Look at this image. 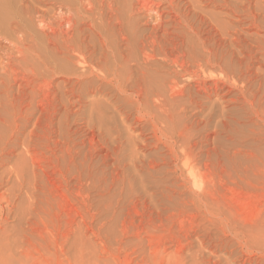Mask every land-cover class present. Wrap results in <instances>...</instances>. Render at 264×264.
Returning <instances> with one entry per match:
<instances>
[{
    "label": "rangeland",
    "instance_id": "1",
    "mask_svg": "<svg viewBox=\"0 0 264 264\" xmlns=\"http://www.w3.org/2000/svg\"><path fill=\"white\" fill-rule=\"evenodd\" d=\"M166 1L164 19L138 15L137 26L122 33L117 26L108 39L132 42L131 84L141 76L138 59L158 42L155 61L191 62L206 87L224 96L207 100L196 87L179 102L174 136L191 152L187 168L173 158V141L157 139L138 114L145 108L107 82L80 78L75 55L52 53L53 8L0 9V264H264V0L252 3L255 12L263 4L255 29H247L252 18L206 0L201 9L176 0V10ZM67 12L77 19L76 8L59 13ZM228 23L245 37L226 34ZM91 35H82V53L101 64ZM198 62L204 69L193 67Z\"/></svg>",
    "mask_w": 264,
    "mask_h": 264
},
{
    "label": "bare ground",
    "instance_id": "2",
    "mask_svg": "<svg viewBox=\"0 0 264 264\" xmlns=\"http://www.w3.org/2000/svg\"><path fill=\"white\" fill-rule=\"evenodd\" d=\"M81 1L82 0H0V9L2 10L1 13H3L5 10L4 9H41L43 7H50L53 8L52 12H51V16H49L50 18V28H51V33L50 36L51 37V44L53 47L52 53L53 54H62V55H66L65 57H69L72 58V55H75V59H70V61H72L73 63H76L77 66L81 67V72L82 73L80 76V78H85V77H92L96 78V80H100L103 82H107L109 83L112 87L114 86L115 88H117L119 90V92L121 93H125V95L127 96L126 98L132 103L133 107L136 109H139L141 107L145 108V111L143 113L138 112V114L141 115V117L143 116L145 118V120H150L151 122V132L153 130L152 133H154L153 135H155V137L157 139H159L161 142H165L168 143L171 142L169 139H171L173 142V144L168 143L170 146H168L169 148H171V152L173 153L172 156L173 158H175L176 161H181L182 165L184 168L187 167H191L194 163L192 162L193 160L188 158V156L190 155L189 153L191 152H187L184 149H186L185 147V142L182 143V141H179L180 144H178V149H179V145L182 148V152H180V154H178V152L175 150V143L178 142L176 139H178L176 136V129H177V124H178V120H179V116L177 113L178 107H179V102L182 100H184L183 97H185V94L187 96V93L191 92V90H195L193 88H196L201 92L204 93L207 96V100H209L210 98H212L213 96H216L219 98L220 102H222V100L224 99V96H220L218 95V91L217 89H213V88H207L206 87V83L204 81H206V78L203 79V76L201 78L200 75H197L198 72H196L195 70H192V65L190 67V64H192L190 61V64L188 63L187 65L184 64V62L182 60H180L181 58L173 56L171 53L174 51H171V55L173 57H169L170 59L173 58L170 63H166L167 66L162 63V59L161 62L159 63L158 61H155L156 57L154 54V51H156L159 46L157 45V40L155 42H151L150 45V53L147 52H142L144 54H142L141 56L143 57L142 60L139 58V56H137L139 66L138 64L136 66L139 67V71L141 76L140 78H137V83L133 80V82H135L136 84H131V78L132 76H135V71L132 70L131 66L132 63L136 60V58H134L131 52H135L134 50V46L132 44V42H130L128 39H126V37L124 38L125 41L123 42H119L117 39L116 41H111L108 39V32H110L113 28H116L118 26V29H120V33L125 32L127 28L131 27L132 25L137 26L136 24H138V18L136 19V17L138 15H142V14H152L154 13L159 14L158 16L161 17V13L162 12V5H161V0L160 3L155 4L154 2H157L156 0L152 3L150 0H88L89 1V5H90V9H83L84 7H81ZM169 1L170 5L167 3ZM187 1V0H185ZM208 3L214 5L215 7H220L219 9H226L228 15H238V16H246L249 18H252L251 20V26H249V28H256L258 27V19L257 20V15L261 13L260 11V7L259 6V12H255L256 10H252L253 6L252 3H254L255 1H259V0H206ZM204 1V2H206ZM83 2V1H82ZM86 2V0H85ZM206 2V3H207ZM163 3V0H162ZM166 3L170 6V9H181L180 4H181V0H180V4L177 3L176 0H167ZM189 3V7L192 9H201L200 7H203V1L202 0H188ZM259 3V2H257ZM264 3V1H263ZM166 4V5H167ZM256 4V3H255ZM254 4V5H255ZM187 4H184V6ZM202 5V6H201ZM211 5V6H212ZM259 5V4H258ZM199 6V7H198ZM256 6V5H255ZM264 6V5H263ZM76 8L77 12L75 13V15L77 16V19H75L73 16L74 14H70L69 12H67L69 15L68 16H63L61 15L62 11L64 9H72V8ZM127 7H130L129 9H127ZM166 8V6H164ZM183 7V6H182ZM208 7V6H207ZM164 8V9H165ZM188 8V7H187ZM257 8V7H256ZM264 8V7H263ZM83 9V10H82ZM119 9H122L119 11ZM127 9V17L126 19V23L125 24V20L122 19V12L124 13L123 10ZM185 9V7H184ZM262 9V8H261ZM8 10V11H9ZM43 10V9H42ZM41 10V13H42ZM166 10V9H165ZM7 11V12H8ZM12 11V10H11ZM10 11V12H11ZM23 11V10H22ZM25 11V10H24ZM27 11V10H26ZM40 11V10H39ZM47 11V10H46ZM51 11V10H50ZM49 11V12H50ZM67 11V10H66ZM70 11V10H69ZM178 11V10H177ZM176 11V12H177ZM181 11V10H180ZM224 11V12H226ZM14 12V11H12ZM30 12V10H29ZM37 12V11H36ZM44 12V11H43ZM61 14H60V13ZM73 12V11H71ZM166 12V11H164ZM167 12H168V8H167ZM263 12V11H262ZM0 13V14H1ZM5 13V12H4ZM17 13V12H16ZM24 13V12H23ZM39 13V12H38ZM65 13V12H64ZM172 13V12H170ZM169 13V14H170ZM184 13V12H183ZM28 14V13H27ZM37 14V13H35ZM44 13H42V15H40L38 18L42 19V21L40 20V22L42 24H44V18L47 17L45 15H43ZM122 14V15H121ZM124 14V15H125ZM146 14V15H147ZM164 14V13H163ZM167 14V13H166ZM165 14V15H166ZM168 14V15H169ZM173 14V13H172ZM171 14V15H172ZM180 14V13H179ZM187 14V13H186ZM5 15V14H4ZM10 15V14H9ZM12 15V14H11ZM47 15V14H46ZM125 15V16H126ZM174 15V14H173ZM177 15V13H176ZM261 15V14H260ZM264 15V14H263ZM261 15V16H263ZM8 16V15H7ZM15 16V15H14ZM30 16V15H29ZM152 16V15H151ZM6 17V16H4ZM3 17V18H4ZM12 17V16H10ZM33 17V16H32ZM164 19V15L162 16ZM174 17V16H173ZM179 17V16H178ZM248 18V20H249ZM27 19V18H26ZM32 19V18H31ZM159 19V18H158ZM163 19L161 18L160 20L163 21ZM169 19V18H167ZM176 19V18H175ZM240 20V18H238ZM242 19V18H241ZM246 19V18H245ZM18 21V19H16ZM30 20V18H29ZM37 20V19H36ZM46 20V19H45ZM49 20V19H48ZM47 20V21H48ZM124 20V21H123ZM172 20V18H171ZM174 20V19H173ZM181 20V19H180ZM238 20V24L239 22H245L243 20L239 21ZM264 20V19H263ZM161 21V22H162ZM176 21V20H175ZM237 21V20H236ZM262 21V20H261ZM20 22V21H19ZM34 22V21H33ZM156 22V21H155ZM160 22V21H159ZM164 22V21H163ZM250 22V21H249ZM3 23V22H2ZM8 23V22H7ZM12 23V22H11ZM21 23V22H20ZM24 24V22H22ZM153 23V22H152ZM237 23V22H236ZM235 23V24H236ZM263 23V22H262ZM261 23V24H262ZM17 24V23H16ZM37 24V23H36ZM181 24V23H180ZM187 24V23H186ZM229 24V23H228ZM242 24V23H241ZM46 25V24H45ZM68 25V28L66 27ZM160 26L161 24L158 23L157 24ZM164 25V24H162ZM233 26V24H231ZM1 26V25H0ZM21 26V25H20ZM29 26V25H28ZM27 26V27H28ZM167 26V25H166ZM261 26V25H260ZM9 27V26H8ZM85 27H87L85 29ZM141 27V26H139ZM239 27V26H238ZM7 28V27H6ZM29 28V27H28ZM41 28V27H40ZM136 28V27H135ZM138 28V27H137ZM155 28V27H154ZM234 28V27H233ZM230 24L229 26L226 25L224 27V30H228V32L231 30H233L235 32L236 37L238 36H244L245 34H241L242 32H240L239 30H236L235 28L233 29ZM260 28V27H259ZM10 29V28H9ZM15 29V28H14ZM13 29V30H14ZM39 29V28H38ZM46 29V27H45ZM130 29V28H129ZM128 29V31H129ZM134 29V28H133ZM141 29V28H140ZM153 29V28H152ZM4 30V29H3ZM6 30V29H5ZM28 30V29H27ZM113 29L112 32H114ZM163 30V29H162ZM241 30V28H240ZM253 30V29H251ZM19 31V29H18ZM21 31V30H20ZM31 31V29L29 30ZM40 31V30H39ZM47 31V30H46ZM133 31V30H132ZM135 31V30H134ZM140 31V30H139ZM161 31V30H160ZM164 31V30H163ZM217 31V30H216ZM223 31V30H222ZM224 31V32H225ZM28 32V31H27ZM32 32V31H31ZM43 32V31H42ZM45 32V31H44ZM48 32V31H47ZM16 33V32H15ZM19 33V32H18ZM34 33V32H33ZM85 33H90L93 34L91 36H95L96 38H99V42H100V46L99 48H102V54H100V56L102 55L103 60H105L104 62L102 61L101 64L100 63H95L94 61H92L93 59H87L86 57H84L82 53L86 48L84 46V48L82 47L84 45V41L82 38V35L85 36ZM159 33V32H158ZM29 34V33H28ZM39 34V33H38ZM48 34V33H47ZM110 34V33H109ZM117 32L114 34V36H117ZM139 34V33H138ZM169 34V33H168ZM227 34V31H226ZM49 35V34H48ZM131 35V34H128ZM154 35V34H153ZM224 35V34H223ZM29 36V35H28ZM42 36V35H41ZM83 36V37H84ZM98 36V37H97ZM125 36V35H124ZM127 36V35H126ZM157 36V35H156ZM225 37H227L226 35H224ZM223 36V37H224ZM34 37V36H33ZM47 37V36H46ZM87 37V36H86ZM84 37V38H86ZM134 37V36H133ZM136 37V36H135ZM247 37V36H246ZM38 38V37H37ZM89 38V37H88ZM91 38V37H90ZM131 38V37H130ZM160 38V36H159ZM158 38V39H159ZM235 38V37H234ZM232 38V40L234 39ZM123 39V36H122ZM123 39V40H124ZM161 39V38H160ZM163 39V38H162ZM227 39V38H226ZM237 39L239 38H235V40L237 41ZM245 39V38H244ZM256 39V38H255ZM23 40V39H22ZM49 40V39H48ZM85 42L86 39H84ZM97 40V39H95ZM97 40V42H98ZM115 40V38H114ZM146 40V39H145ZM152 40V39H151ZM155 40V39H154ZM243 40V39H240ZM26 41V40H24ZM92 41V40H90ZM132 41V40H131ZM149 41V40H148ZM201 41V40H200ZM235 41V42H236ZM45 42V41H44ZM89 42V41H88ZM134 42V41H133ZM145 42V41H144ZM165 42V39H164ZM167 42V39H166ZM176 42V41H175ZM179 42V41H178ZM205 42V41H204ZM234 42V43H235ZM242 42V41H241ZM240 42V43H241ZM41 43V42H40ZM83 43V44H82ZM140 43V42H138ZM148 43V42H147ZM146 43V44H147ZM168 43V42H167ZM166 43V44H167ZM172 43V42H171ZM170 43V44H171ZM187 43V42H186ZM206 43V42H205ZM209 43L210 40H209ZM27 44V43H26ZM45 44V43H44ZM82 44V45H81ZM87 44V43H86ZM95 44V43H94ZM93 44V45H94ZM143 44V43H142ZM162 44V43H161ZM160 44V45H161ZM165 44V43H164ZM168 44V45H170ZM180 44V43H179ZM176 44V47L177 45ZM184 44V43H183ZM199 44V43H198ZM207 44V43H206ZM205 44V45H206ZM36 45V44H35ZM48 45V44H47ZM92 45V46H93ZM137 45V44H135ZM168 45H165L168 46ZM186 45V44H185ZM212 46V44H210ZM51 46V45H50ZM143 46V45H142ZM141 46V47H142ZM145 46V45H144ZM171 46V45H170ZM169 46V48H170ZM175 46V45H173ZM181 45H179L178 47H180ZM188 46V45H187ZM208 46V45H207ZM91 47V46H89ZM135 47H139V46H135ZM164 47V48H165ZM176 47L175 50H176ZM182 47V46H181ZM186 47V46H185ZM233 47V46H232ZM37 48V46H36ZM50 48V47H49ZM94 48V47H92ZM143 48V47H142ZM141 48V49H142ZM167 47V49H169ZM200 48V46H199ZM210 48V47H209ZM213 47H211L212 49ZM27 49V48H26ZM40 49V48H39ZM83 49V51H82ZM178 49V48H177ZM181 49V48H180ZM191 49V48H190ZM208 49V48H207ZM31 50V49H30ZM51 50V48H50ZM97 50V49H96ZM132 50V51H130ZM134 50V51H133ZM139 50V49H138ZM144 50V49H143ZM203 50V49H202ZM93 51V50H92ZM129 51V53H128ZM141 51V50H140ZM159 51V50H158ZM157 51V52H158ZM161 51V50H160ZM165 51V50H164ZM205 51V50H203ZM41 52V51H40ZM101 52V51H99ZM139 52V51H137ZM163 52V51H162ZM161 52V53H162ZM170 52V50H169ZM180 52V51H179ZM199 52V51H198ZM206 52V51H205ZM208 55L205 57L204 55V60H203V64L204 61L207 62H212V59L214 60L213 54L211 56L210 51H208ZM23 53V52H22ZM207 53V52H206ZM214 53V52H213ZM25 54V53H24ZM55 54V56H56ZM87 54V53H86ZM99 54V53H98ZM158 54V53H157ZM166 54V53H165ZM185 54V53H184ZM44 55V54H43ZM93 55V54H92ZM180 55V54H179ZM192 55V54H191ZM47 56V55H46ZM99 56V59H102ZM158 56V55H157ZM168 56V54H167ZM177 56V55H176ZM182 56V55H181ZM31 57V56H30ZM37 57V56H35ZM57 57V56H56ZM64 56H62L61 59H63ZM64 57V58H65ZM134 58L135 60L132 61L131 58ZM166 57V56H165ZM183 57V60H185V57ZM188 57V56H187ZM198 57V56H197ZM47 58V57H46ZM53 58V57H52ZM68 58V59H69ZM132 58V59H133ZM190 58V57H189ZM192 58V57H191ZM218 58V57H217ZM216 58V59H217ZM67 61V58H65ZM166 59H168V57H166ZM166 59H163L164 61ZM193 59V58H192ZM197 59V58H196ZM201 59V57H200ZM215 59V60H216ZM38 60V59H37ZM64 60V59H63ZM91 60V61H90ZM159 60V59H158ZM187 60V58H186ZM202 60V59H201ZM69 61V62H70ZM96 61V60H95ZM160 61V60H159ZM218 61V59H217ZM35 62V61H34ZM40 62V61H39ZM57 63V61H55ZM68 62V61H67ZM70 62V63H72ZM132 62V63H131ZM158 62V63H156ZM195 62V61H193ZM202 62V61H201ZM49 63V62H48ZM61 63V62H60ZM216 63V62H215ZM45 64V63H44ZM47 64V63H46ZM45 64V65H46ZM131 64V65H130ZM169 64V65H168ZM194 64V63H193ZM202 64V63H201ZM200 65L199 62L197 64H194L193 67H195L197 65L196 68L202 69L204 66ZM133 65H135L133 63ZM209 65V64H208ZM208 65H206L208 67ZM211 65V64H210ZM39 66V65H38ZM203 66V67H202ZM202 67V68H201ZM210 67V66H209ZM195 68V69H196ZM53 69V68H52ZM180 69V70H178ZM204 69V68H203ZM207 69V68H206ZM205 72L209 71L208 70ZM78 70V69H77ZM69 71V70H68ZM198 71V69H197ZM202 72V70H200ZM199 71V74H200ZM59 72V71H58ZM73 72V71H72ZM76 72V71H75ZM205 72L203 71V75H205ZM69 73V72H68ZM78 73V74H80ZM70 74V73H69ZM139 75V74H138ZM137 75V76H138ZM69 76V75H68ZM200 76V77H199ZM208 75H206L205 77H207ZM78 78V77H77ZM136 78V77H135ZM188 78V79H186ZM208 79V78H207ZM71 80V79H70ZM45 81V80H44ZM89 81V80H88ZM93 81V80H91ZM70 82V81H69ZM128 82H130L129 87H128ZM98 83V82H97ZM195 84L193 87V84ZM83 84V83H82ZM88 84V83H87ZM92 84V83H91ZM95 84V83H94ZM79 85V84H77ZM84 85V84H83ZM100 85V84H99ZM137 85L138 87V91L136 90L133 91L132 88V92L130 91V87ZM90 86V85H89ZM85 87V86H84ZM136 88V86H134ZM133 87V88H134ZM104 88V87H103ZM114 88V89H115ZM129 88V90L127 89ZM116 89V90H117ZM98 90V89H97ZM102 90V89H101ZM135 90V89H134ZM108 91V90H107ZM118 92V91H117ZM131 92V93H129ZM117 95V94H116ZM124 95V94H123ZM124 95V96H125ZM118 96V95H117ZM123 96V97H124ZM205 96V97H206ZM114 97V96H113ZM120 97V96H119ZM122 98V95H121ZM125 98V97H124ZM123 98V99H124ZM125 98V99H126ZM126 99V100H127ZM125 100V101H126ZM108 101V100H107ZM225 101V100H224ZM178 102V103H177ZM111 104V103H110ZM128 104H130L128 102ZM127 105V104H126ZM123 106V107H126ZM130 106V105H129ZM128 106V107H129ZM100 107V106H99ZM114 107V106H113ZM104 108V106H103ZM107 109V107L105 108ZM115 109V108H114ZM126 109V108H125ZM128 109V108H127ZM132 109V108H131ZM135 109V110H136ZM141 110V109H140ZM142 111V110H141ZM119 112V111H118ZM99 113V112H98ZM116 113V112H115ZM155 113H157L155 115ZM138 114H136L138 116ZM161 114V115H159ZM102 115V114H101ZM117 115V114H116ZM98 116V115H97ZM115 116V115H114ZM161 116V117H160ZM166 119H164L163 117ZM102 117H104L102 115ZM165 120L163 122V119ZM141 120H144L143 118ZM166 120H168L166 122ZM127 121V120H126ZM128 122V121H127ZM145 122V121H144ZM123 123L125 124V122L123 121ZM146 123V122H145ZM149 123V122H148ZM166 124V125H165ZM175 134V136H174ZM141 135V134H140ZM138 139V138H137ZM176 140V141H175ZM159 142V141H158ZM164 143V144H165ZM177 144V143H176ZM166 145V144H165ZM185 146V147H183ZM180 148V149H181ZM184 148V149H183ZM174 160V159H173ZM175 162V161H174Z\"/></svg>",
    "mask_w": 264,
    "mask_h": 264
}]
</instances>
